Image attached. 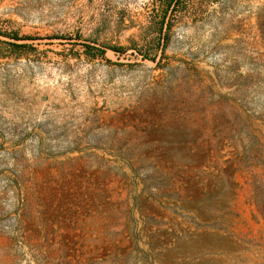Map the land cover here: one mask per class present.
Returning <instances> with one entry per match:
<instances>
[{"label":"rangeland","instance_id":"374dc122","mask_svg":"<svg viewBox=\"0 0 264 264\" xmlns=\"http://www.w3.org/2000/svg\"><path fill=\"white\" fill-rule=\"evenodd\" d=\"M165 1L0 0V264H264V0Z\"/></svg>","mask_w":264,"mask_h":264},{"label":"trees","instance_id":"16d2710c","mask_svg":"<svg viewBox=\"0 0 264 264\" xmlns=\"http://www.w3.org/2000/svg\"><path fill=\"white\" fill-rule=\"evenodd\" d=\"M163 6L165 7V11L169 10V8H171V11H172V16L173 18H175V16H177V13H176V9H177V5H175V0H166L165 2H163ZM173 20L169 19L168 21V26L170 27L171 26V22ZM165 23V20H164V17L159 21V30L161 31L162 28H163V25ZM14 37L16 39H19L17 34H14ZM13 46H24L25 44H17V43H12Z\"/></svg>","mask_w":264,"mask_h":264}]
</instances>
